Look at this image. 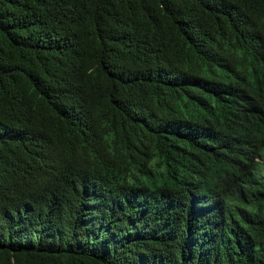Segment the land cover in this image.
Here are the masks:
<instances>
[{
    "label": "trees",
    "instance_id": "obj_1",
    "mask_svg": "<svg viewBox=\"0 0 264 264\" xmlns=\"http://www.w3.org/2000/svg\"><path fill=\"white\" fill-rule=\"evenodd\" d=\"M0 264H264V0H0Z\"/></svg>",
    "mask_w": 264,
    "mask_h": 264
}]
</instances>
